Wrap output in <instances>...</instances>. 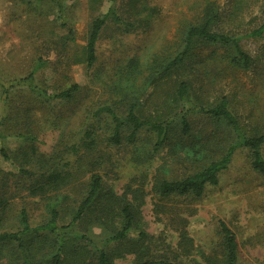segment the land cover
Masks as SVG:
<instances>
[{
  "label": "rangeland",
  "instance_id": "obj_1",
  "mask_svg": "<svg viewBox=\"0 0 264 264\" xmlns=\"http://www.w3.org/2000/svg\"><path fill=\"white\" fill-rule=\"evenodd\" d=\"M61 1L66 26L57 19L55 0H0V78L9 85L8 81L35 72L38 85L49 92L75 83L80 86L73 99L50 101L28 86H15L6 95L0 84V233L20 229L23 209L34 225L47 221L53 208L60 210L61 223L69 222L86 196L90 176L97 172L105 189L128 198L137 208L133 235L141 231L149 235L148 258L222 264L219 222L223 220L237 235L239 264H264V177L252 168L247 148L237 147L218 185L208 186L202 198H161L153 189L157 178L180 179L200 169L183 151L180 133L171 134L168 142L157 147L156 133L146 127L134 142L124 139L116 145L109 142L110 117L99 113L103 106L112 105L125 115L134 102L145 118L179 122L178 115L193 105L214 106L227 96L242 130L249 135L264 133V32L251 35L264 25V0ZM113 6L138 26L126 29L110 16L97 44L96 63L90 67L85 47L92 22ZM210 10L218 12L213 30L239 37L253 58V67L231 65L223 45L201 44L195 48L198 56L219 57L208 67L209 75L199 66L161 80L165 65L182 49L185 30L202 22ZM182 79L193 84L187 101L178 100L175 93L174 82ZM186 113L196 137L215 133L209 150L213 158L236 144V133L209 115ZM91 129L97 143L88 147L84 138ZM129 132L125 128L123 134ZM63 167L78 177L45 196L30 194L33 179L19 171L39 175ZM118 219L109 228L89 217L76 228L82 234L105 237L120 227ZM184 229L190 241L182 245ZM134 261L133 254L115 258L116 264Z\"/></svg>",
  "mask_w": 264,
  "mask_h": 264
},
{
  "label": "trees",
  "instance_id": "obj_2",
  "mask_svg": "<svg viewBox=\"0 0 264 264\" xmlns=\"http://www.w3.org/2000/svg\"><path fill=\"white\" fill-rule=\"evenodd\" d=\"M57 1L58 17L61 26H66L64 7L61 0ZM94 3H102L103 0H91ZM114 4L117 0H108ZM218 12L207 11L204 20L196 25H191L185 30L182 49L178 55L169 60L160 75L161 80L174 73L187 72L189 69L204 71L207 75L211 73L208 68L211 63H218L219 57L214 54L209 56H198L195 52L197 45H223L229 54V63L236 68L249 70L253 67L252 56L241 45V39L236 35H230L213 30V24L217 19ZM112 16L114 21L126 29H134L137 24L124 19L118 14L113 6L109 13L96 17L91 26L88 42L85 47V60L88 66H93L97 60V44L101 32ZM73 29L71 30V32ZM264 25L253 30L252 36H261ZM225 52V53H226ZM159 79V78H158ZM160 80V79H159ZM176 83L177 99L187 101L192 95L193 84L190 80L182 79ZM4 93L8 95L9 90L15 86H28L39 97L45 100L67 99L71 100L79 91V84L62 89L58 92H49L38 85L35 72L25 77L5 82L0 78ZM209 115L213 122L219 126L228 128V131L236 133V144L226 147L225 153L213 158L209 154L215 133L206 135L199 139L194 135L192 123L186 111ZM181 112L179 122L173 118L163 119L159 117L145 118L141 110L132 102L125 115H121L112 105L100 108L99 113L107 114L113 124V130L109 142L121 145L124 139L134 142L144 128H149L157 135L156 145L162 146L171 138V134L179 132L182 138L183 151L188 159L197 164L200 169L180 179L157 178L153 189L161 198L171 196H189L200 199L204 196L208 186H216L220 181V174L226 170L233 159L238 146L248 149L251 157V165L254 171L264 177V133L249 135L242 130L240 120L230 108L227 96H224L214 106L206 107L195 104L191 109ZM130 132L125 136L124 129ZM94 138V130H87L84 144L93 147L97 142ZM86 146V147H87ZM87 147V148H88ZM7 157L6 151L2 150ZM9 159V158H8ZM25 175L31 176L32 181L28 186L30 194L45 196L52 191H58L72 183L78 176L68 168H52L41 174H34L28 169H19ZM94 217V222L111 227L113 221L118 219L120 227L111 229L105 237H92L82 234L77 230V224L86 218ZM138 210L128 198L116 196L112 191L105 189L103 177L95 172L90 176L86 196L73 212L69 222L61 223V212L53 208L47 221L41 224H32L28 212L23 209L20 215L21 227L16 231H4L0 233V264H116V257H125L127 254L135 255L132 264H175L167 258H148V238L146 232H139ZM222 246L224 248V259L222 264H239V249L236 233L225 222H219ZM187 230L181 232V244L189 242ZM4 249L7 250L6 254ZM6 258V262L1 259ZM217 264V263H209Z\"/></svg>",
  "mask_w": 264,
  "mask_h": 264
}]
</instances>
